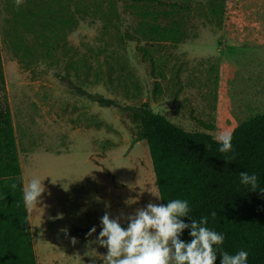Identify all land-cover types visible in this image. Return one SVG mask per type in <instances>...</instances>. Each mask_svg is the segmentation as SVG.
I'll return each mask as SVG.
<instances>
[{"label": "rangeland", "instance_id": "1", "mask_svg": "<svg viewBox=\"0 0 264 264\" xmlns=\"http://www.w3.org/2000/svg\"><path fill=\"white\" fill-rule=\"evenodd\" d=\"M255 4L260 8L249 0H22L17 7L0 0V57L21 177L24 188L33 178L45 188L28 208L37 264H95L86 238L73 244L67 229L98 226L106 212L123 214L126 228V217L160 203L147 143L131 146L137 127L125 108L148 103L185 132L214 139L264 114V97L252 101L264 89V49L254 48L264 42L245 41L247 27L232 25ZM144 11L160 12L162 26L178 21L180 42L138 40ZM228 11L226 26L241 28L243 38L222 29ZM240 71L250 81L237 78Z\"/></svg>", "mask_w": 264, "mask_h": 264}, {"label": "trees", "instance_id": "2", "mask_svg": "<svg viewBox=\"0 0 264 264\" xmlns=\"http://www.w3.org/2000/svg\"><path fill=\"white\" fill-rule=\"evenodd\" d=\"M159 14L155 12L152 17L150 12L140 13L136 38L146 45L179 43L182 34L179 22L162 26L157 23ZM71 21L75 23L73 16ZM138 51L144 54L143 60L151 59L144 47ZM151 65L152 75V60ZM158 76L160 80L165 78L162 73ZM153 92L161 94L158 81H154ZM87 97L101 107L115 106L112 100L99 95ZM125 109L137 127L131 146L141 140L147 143L160 203L187 200L191 211L183 220L188 224L192 219L208 217L207 226L225 236L223 245L217 248L215 264H220V251L235 254L240 250L249 252L247 264H264V114L235 127L231 132L233 150L221 153L219 143L212 136L185 132L154 113L148 103ZM241 172L258 176L256 189L240 183ZM21 173L0 57V264H37L28 208L23 202ZM212 211L217 213L215 219L210 215ZM89 231L73 228L65 234L87 238ZM189 232L185 230L180 238L190 242Z\"/></svg>", "mask_w": 264, "mask_h": 264}, {"label": "clouds", "instance_id": "3", "mask_svg": "<svg viewBox=\"0 0 264 264\" xmlns=\"http://www.w3.org/2000/svg\"><path fill=\"white\" fill-rule=\"evenodd\" d=\"M21 3L22 0H16L17 7ZM232 138L231 133L224 132L216 137L221 153L233 150ZM240 183L256 189L258 176L241 172ZM44 191L39 178L31 179L23 189L25 206L36 207ZM190 211L189 202L184 199H173L166 204L149 202L145 208L137 209L133 215L126 217V228L120 222L125 218L123 214L112 218L106 212L100 220L102 229L96 241L107 249L103 264H215L217 248L223 245L225 236L207 226L208 217L185 223L183 218L189 217ZM210 215L215 219L217 213L212 211ZM185 230H190V242L180 238ZM95 232L93 227L88 235ZM76 242L73 238L72 243ZM219 255L220 264H247L249 252L240 250L229 254L220 251Z\"/></svg>", "mask_w": 264, "mask_h": 264}, {"label": "crops", "instance_id": "4", "mask_svg": "<svg viewBox=\"0 0 264 264\" xmlns=\"http://www.w3.org/2000/svg\"><path fill=\"white\" fill-rule=\"evenodd\" d=\"M241 1L242 0H233L234 6H237ZM249 1L250 2L251 1H257L260 4V8H258L257 4H255V7H253V9L250 12H248V13L246 11L245 12L244 11L239 12L238 15L236 16V22L232 23V25L240 26L243 30H244V27H247L246 33L250 34L249 37L243 38V36L246 34L245 31H240L243 33H236V32H239V31H237V29L242 30L241 28H235L231 25H228L229 27L226 26L227 25L226 23L229 20V17L231 15V11H228L225 14L222 29L228 33L241 35L240 37L243 38L245 41L260 39L261 42H264V40L260 34V33H264V0H249ZM240 18H242L243 20L240 21L239 20ZM234 30H235V32H234ZM249 30H256V31H255V33H253V32H250ZM262 46L263 45H261L259 47H254V48L264 49ZM229 75L231 76V78ZM228 76H229L230 81L232 82V80H233L232 73L230 72L228 74ZM237 78H240V80L245 79L246 81H250V77L247 75V73L241 72V71L239 74H237ZM258 85H261V83H259ZM241 92L242 91H240V93ZM260 92H261V95L259 94ZM254 95H255V98L252 100L253 102L259 101L260 98H263L264 97L263 86L261 87V89L258 87V89H256ZM137 143H139V142H137ZM28 214H29V212H28ZM29 222H30V219H29ZM30 228H31V226H30ZM95 228H96V232L94 234H92L91 236H88L86 239H83V242H85V245L89 246L87 257L90 258L92 261H94L95 264H103V259H104L103 256L104 255L102 254L103 253L102 250H104L105 248L101 247L98 243H96L97 237L99 236V233L102 229V225L100 224L98 226H95ZM88 229H91V228H88Z\"/></svg>", "mask_w": 264, "mask_h": 264}]
</instances>
